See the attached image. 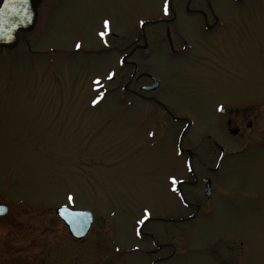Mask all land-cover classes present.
<instances>
[{
	"label": "rangeland",
	"instance_id": "1",
	"mask_svg": "<svg viewBox=\"0 0 264 264\" xmlns=\"http://www.w3.org/2000/svg\"><path fill=\"white\" fill-rule=\"evenodd\" d=\"M168 1L42 0L0 54V264H264V0Z\"/></svg>",
	"mask_w": 264,
	"mask_h": 264
},
{
	"label": "water",
	"instance_id": "2",
	"mask_svg": "<svg viewBox=\"0 0 264 264\" xmlns=\"http://www.w3.org/2000/svg\"><path fill=\"white\" fill-rule=\"evenodd\" d=\"M41 0H28V4L24 6V11L20 13H13L11 4L5 5V0L2 7L5 11V16L9 23H7L0 35V43L7 40V46L14 47L17 44V40H13L11 36V30L14 31V38L18 32H29L33 30L37 22L38 15V4ZM15 18V21H11ZM4 44V43H3ZM155 80L154 85L150 89H154L158 85V79L153 77ZM208 186L207 190L210 189V180H207ZM0 208L5 209V211L0 212V214L6 213V206L0 205ZM57 213L66 222L71 234L77 239H82L86 237L94 223V215L92 212L87 210L71 209L69 207L63 206L58 208Z\"/></svg>",
	"mask_w": 264,
	"mask_h": 264
},
{
	"label": "flooded vegetation",
	"instance_id": "3",
	"mask_svg": "<svg viewBox=\"0 0 264 264\" xmlns=\"http://www.w3.org/2000/svg\"><path fill=\"white\" fill-rule=\"evenodd\" d=\"M3 2H4V0H0V7H2ZM39 7H40V5H39ZM188 8H189V6L187 5V8L186 9H187V12H189V13L202 12L201 10H199L200 8L197 9V10H189ZM170 13H171V11H170ZM172 16H173V18H176V16H177V12L175 11L174 8H172ZM12 35H14V34H12ZM25 35H26V33H20V34L17 33L18 45L20 44V40L24 39ZM181 44H182V47L180 48V50L175 49L174 46H173V50H172L173 53H174V51H182L183 52V51L187 50V48H188V42H187V40L186 39H182V43ZM28 45H29V47H31L30 44H28ZM16 47H14V48H8L7 46H4V45L0 44V54H2V52H5V53L6 52H13L14 50H16ZM128 63L130 65L134 66V69H133V73L131 75V78H129V80L127 82H125L124 85H123V90L125 92L126 91H131V92H134L137 96L144 98L145 97L144 96V93H152V92H155L160 87V84L161 83H159V85L157 86V88L154 91L147 90L146 88H148L152 84L153 81H152V79L150 77H147L146 76V78H149V80L151 81V83H149V84H143V85L139 86V90L140 91L134 90L132 87H134L139 82L140 78L136 77V74H135L136 73V70H137L136 63L135 62L133 64L131 62H128ZM149 97L153 99L152 96H149ZM154 100H156L157 103H160L158 101V99L154 98ZM254 104H257V103H255V102H253V103L252 102L251 103L245 102L244 104L234 103L233 105H227V104L221 102V106H223V107H222V110L221 109L220 110H221V112L225 116H226V114H228V112L231 115H237V114H239V111L248 112V108L249 107L250 108L251 107L252 108L256 107ZM168 113L172 115V113L170 111H168ZM227 121L229 122V125H232L233 123H236V129L234 128V132L238 133L239 132L238 119L229 117V119H227ZM217 145H219V144L217 143ZM9 210H10V208H8V211L6 213L8 215L10 214ZM4 216H1L0 218L3 219ZM29 232L32 233V231H30V230H29ZM34 243L35 242H28L27 245H30V246H28L27 249L30 250V251H32V248L34 246ZM29 254H30V252L27 251V255H29ZM59 261H61V262L64 263V261L59 260V259H58V261H55V262H58L59 263ZM44 264H46V261H44Z\"/></svg>",
	"mask_w": 264,
	"mask_h": 264
},
{
	"label": "snow or ice",
	"instance_id": "4",
	"mask_svg": "<svg viewBox=\"0 0 264 264\" xmlns=\"http://www.w3.org/2000/svg\"><path fill=\"white\" fill-rule=\"evenodd\" d=\"M11 4L13 6L12 11L13 13H20L24 11V6L28 4V0H5V5ZM168 12V0H164V13L167 14ZM9 23L5 16V11L3 8H0V30H3L4 26ZM109 25V22L107 20L104 21V26L107 28ZM107 33L106 32H101L100 36L104 37ZM77 47H80L79 44H77ZM93 103H96V101H93ZM173 183H176V178L172 177ZM69 200H72V196L70 195L68 197ZM5 211V209L0 208V212ZM147 212V210H145ZM145 219H147V216H145ZM143 223V221H141Z\"/></svg>",
	"mask_w": 264,
	"mask_h": 264
}]
</instances>
